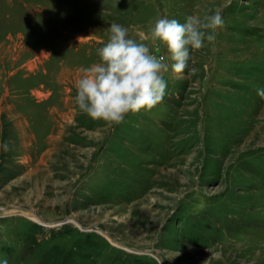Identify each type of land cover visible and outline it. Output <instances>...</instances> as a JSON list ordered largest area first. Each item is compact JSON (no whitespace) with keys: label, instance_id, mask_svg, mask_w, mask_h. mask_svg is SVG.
<instances>
[{"label":"rangeland","instance_id":"374dc122","mask_svg":"<svg viewBox=\"0 0 264 264\" xmlns=\"http://www.w3.org/2000/svg\"><path fill=\"white\" fill-rule=\"evenodd\" d=\"M217 9L215 41L172 69L155 19ZM113 22L170 65L163 99L120 124L74 99ZM260 87L264 0H0V259L264 264Z\"/></svg>","mask_w":264,"mask_h":264},{"label":"clouds","instance_id":"9594fccd","mask_svg":"<svg viewBox=\"0 0 264 264\" xmlns=\"http://www.w3.org/2000/svg\"><path fill=\"white\" fill-rule=\"evenodd\" d=\"M223 23L219 9L203 18L189 15L183 23L160 16L150 34L153 41L167 45L174 61L171 68L179 72L187 66L190 50L202 48L205 40L215 41V30ZM109 32L107 42L97 50L98 61L82 69L74 99L90 118L120 124L129 113L149 110L163 99L167 87L164 73L170 65L146 43L131 38L123 25L113 22ZM257 93L264 96V87ZM8 148V142L0 139V149ZM0 264H8L7 259H0Z\"/></svg>","mask_w":264,"mask_h":264},{"label":"water","instance_id":"95a60500","mask_svg":"<svg viewBox=\"0 0 264 264\" xmlns=\"http://www.w3.org/2000/svg\"><path fill=\"white\" fill-rule=\"evenodd\" d=\"M10 208L9 207H5L4 208V210L6 211V210H9ZM36 214V213H35ZM36 216L38 217V219H39V223L40 224H42L43 225V223L45 224L46 222L42 219V217H40L38 214H36ZM70 219H72V220H69V219H65L63 222H61V225H64V224H69V223H72L73 221H74V219L73 218H70ZM76 221V220H75ZM76 223H77V221H76ZM80 227V226H79ZM80 229H82V230H84V231H89L90 229H86V228H80Z\"/></svg>","mask_w":264,"mask_h":264},{"label":"bare ground","instance_id":"6f19581e","mask_svg":"<svg viewBox=\"0 0 264 264\" xmlns=\"http://www.w3.org/2000/svg\"><path fill=\"white\" fill-rule=\"evenodd\" d=\"M11 212H15L16 210L15 209H11L10 210ZM21 212V211H20ZM17 213V212H16ZM26 213H28V211L26 212ZM27 216H29V217H31L32 219H34V220H38L39 221V219H38V217L36 216V214L34 213V212H30L29 211V213L27 214ZM72 220V219H71ZM61 224V222H58V224H53V225H60ZM43 225H47V223H43ZM49 225V224H48Z\"/></svg>","mask_w":264,"mask_h":264},{"label":"trees","instance_id":"16d2710c","mask_svg":"<svg viewBox=\"0 0 264 264\" xmlns=\"http://www.w3.org/2000/svg\"><path fill=\"white\" fill-rule=\"evenodd\" d=\"M33 224H34L33 226H34L35 228H38L39 225L37 226V224H35V223H33ZM93 247L95 248V245H94V244H93Z\"/></svg>","mask_w":264,"mask_h":264}]
</instances>
